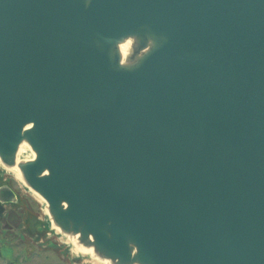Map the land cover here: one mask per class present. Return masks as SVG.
I'll list each match as a JSON object with an SVG mask.
<instances>
[{"label":"water","instance_id":"obj_1","mask_svg":"<svg viewBox=\"0 0 264 264\" xmlns=\"http://www.w3.org/2000/svg\"><path fill=\"white\" fill-rule=\"evenodd\" d=\"M0 165L99 261L264 264V0H0Z\"/></svg>","mask_w":264,"mask_h":264},{"label":"rangeland","instance_id":"obj_2","mask_svg":"<svg viewBox=\"0 0 264 264\" xmlns=\"http://www.w3.org/2000/svg\"><path fill=\"white\" fill-rule=\"evenodd\" d=\"M2 169L0 166V184L11 186L18 195V202L0 206V252L10 260L7 263L85 264L75 260L70 239L56 234L43 239L47 233H54L46 203L28 192L13 175H4Z\"/></svg>","mask_w":264,"mask_h":264},{"label":"bare ground","instance_id":"obj_3","mask_svg":"<svg viewBox=\"0 0 264 264\" xmlns=\"http://www.w3.org/2000/svg\"><path fill=\"white\" fill-rule=\"evenodd\" d=\"M122 50H123V53L124 54H126V47H122ZM33 157V154H32V151L30 150V148L26 145V144H23L22 146H21V149H20V152H19V160L18 161H21V160H23V159H31ZM1 166V165H0ZM2 173L5 175H8V174H11V175H13L16 179H18L19 180V182L22 184V186L28 191V192H30L32 195H35L42 203H44L45 204V201H44V199L39 195V194H37V193H35V192H33V191H31L26 185H25V183H24V181H23V179H22V176H21V173H20V170L18 169V167H15V168H13L12 170H7V169H2ZM10 175V176H11ZM10 178V177H9ZM13 178V177H12ZM1 185H4V183H1L0 184V186ZM6 205H8V204H11V203H5ZM3 204H1L0 203V206H1V208H5L6 206H2ZM49 223H50V221H49ZM53 230H54V233H47L44 237H43V239H46V238H48L50 235H52V234H56V235H59V236H61V233H60V230L58 229V228H56V229H54L53 228ZM61 238H63L62 236H61ZM64 239V238H63ZM75 239V238H74ZM60 240V239H59ZM67 243H68V245H72V242L69 240V241H67ZM76 243V242H75ZM76 245H77V249L75 248V249H73L72 248V252H73V254H74V256H76V257H74V258H76L75 260H78V261H80L81 263H85V264H87V263H91V264H107V262L108 261H99V258L97 257V256H94V257H91V255L90 254H93V255H95L94 253H93V250L91 249V248H83L82 246H79L78 245V243H76ZM89 257V258H88Z\"/></svg>","mask_w":264,"mask_h":264},{"label":"crops","instance_id":"obj_4","mask_svg":"<svg viewBox=\"0 0 264 264\" xmlns=\"http://www.w3.org/2000/svg\"><path fill=\"white\" fill-rule=\"evenodd\" d=\"M9 261L10 260L7 257H4L2 255V252H0V264H4V263L8 264L7 262H9Z\"/></svg>","mask_w":264,"mask_h":264}]
</instances>
